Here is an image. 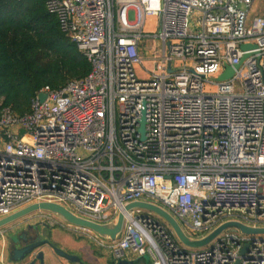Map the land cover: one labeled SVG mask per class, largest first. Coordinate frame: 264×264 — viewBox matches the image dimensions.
Returning <instances> with one entry per match:
<instances>
[{"label":"built area","instance_id":"built-area-1","mask_svg":"<svg viewBox=\"0 0 264 264\" xmlns=\"http://www.w3.org/2000/svg\"><path fill=\"white\" fill-rule=\"evenodd\" d=\"M255 2L47 0L91 70L38 90L24 115L1 110L0 218L40 202L97 224L122 213L115 239L40 215L114 261L264 264V232L232 226L190 248L156 212L126 209L156 204L194 239L229 221L264 228V13L251 15ZM148 16L159 18L154 34L144 31ZM152 38L160 52L150 47L155 66L140 79L142 42ZM227 66L234 74L218 80Z\"/></svg>","mask_w":264,"mask_h":264},{"label":"trees","instance_id":"trees-1","mask_svg":"<svg viewBox=\"0 0 264 264\" xmlns=\"http://www.w3.org/2000/svg\"><path fill=\"white\" fill-rule=\"evenodd\" d=\"M47 0H0V113L24 115L44 86L84 78L91 64L62 31Z\"/></svg>","mask_w":264,"mask_h":264},{"label":"water","instance_id":"water-1","mask_svg":"<svg viewBox=\"0 0 264 264\" xmlns=\"http://www.w3.org/2000/svg\"><path fill=\"white\" fill-rule=\"evenodd\" d=\"M250 46H251L250 44H244L242 48L246 49ZM246 57L247 56H244L243 60ZM236 67H239V65H237ZM233 74H234V69L227 66V70L218 77V80L228 79ZM45 97L46 94L44 93L40 94V98L42 100H44ZM145 123H146V118L145 116H143L142 127H141L142 132L145 131ZM134 207H144L151 209L152 211L156 212L158 215L163 217L174 229L178 239L184 245L190 248H202L208 245L224 229L232 226L240 228L242 232L247 234L264 232V228L255 229L236 221H229L219 226L216 230L211 232L206 237L200 239H194L191 238L182 229V227L177 222V220L162 207L149 202L139 201L129 204L128 206H126V209H132ZM36 211H48L54 213L69 223L90 228L104 238L115 239L121 233L124 224V215L122 213L118 215V218L115 222L109 224H97L92 221L76 216L68 208H66L61 204L53 203V202H40V203L30 204L13 212L8 216L0 218V230ZM42 237L43 234L40 233L36 225L30 226L27 231H25V228H23L22 230L11 233L9 235V241H8V248L11 249V257H10L11 260L20 264H46L44 251L40 250V248L43 247L44 245H48L54 250L55 254H57L58 256L66 258L72 263L81 262V259L78 256L66 252L65 250L51 243L48 238L43 239ZM245 250L246 247L243 249L242 253H244ZM136 262L137 260L124 259V260L114 261L113 264H135ZM235 264H239V261H237Z\"/></svg>","mask_w":264,"mask_h":264},{"label":"crops","instance_id":"crops-1","mask_svg":"<svg viewBox=\"0 0 264 264\" xmlns=\"http://www.w3.org/2000/svg\"><path fill=\"white\" fill-rule=\"evenodd\" d=\"M44 222L47 223L49 227L44 225ZM30 224L39 226L38 228L40 229V231L43 228V230L47 234V238L51 243L70 254L78 256L82 261L86 263L106 264L105 260H107L109 256L111 257L109 253L104 254L97 251L96 249L90 251L87 249V246L81 244L80 240H74L69 236L60 234L59 232H57V230H54L56 226H51L45 219H43V217L39 213H35L25 216L0 230V264H20L12 261L10 258L11 249L8 248L9 235L13 232H17L19 230H22L23 228H26ZM40 250L44 251L46 264H80L79 262L72 263L66 258L58 256L48 245H44L40 248ZM141 259L142 258H137L135 256H129L127 260H137L135 264H144L141 263Z\"/></svg>","mask_w":264,"mask_h":264},{"label":"rangeland","instance_id":"rangeland-1","mask_svg":"<svg viewBox=\"0 0 264 264\" xmlns=\"http://www.w3.org/2000/svg\"><path fill=\"white\" fill-rule=\"evenodd\" d=\"M256 12L264 13V0H256L255 4L253 5V10L251 12V15L255 14ZM132 16H133V12H130V17ZM158 30H159V18L155 16H148L146 19L145 27H144L145 33L154 34L158 32ZM158 41L159 40L157 38L155 39L152 38L148 41L143 40L142 42L141 53L143 55L144 61L141 65L136 66V72L140 79H147L148 73L146 72V70L147 69L153 70V67L155 66L154 62H151V60L149 59V57L153 55V52H154L152 51L150 47L152 48L155 47L156 48L155 51L160 52V43ZM35 213L41 214V211H36L29 215H32ZM54 230H57V232H59L60 234L69 236L70 238L74 240H80L81 244H83L84 246H87V249L90 251L96 249L99 252L108 254L106 249L98 247L92 239L86 237L84 234H80L74 230H69V229L67 230L66 228L58 226V225H56ZM141 261H142L141 263L147 264L150 261V255L149 254L145 255L141 259Z\"/></svg>","mask_w":264,"mask_h":264},{"label":"flooded vegetation","instance_id":"flooded-vegetation-1","mask_svg":"<svg viewBox=\"0 0 264 264\" xmlns=\"http://www.w3.org/2000/svg\"><path fill=\"white\" fill-rule=\"evenodd\" d=\"M44 225H46L47 227H49V225L47 224V223H45L44 222ZM30 226H34L33 224H30V225H28L26 228H25V231H27L28 229H29V227ZM37 227H39V226H37ZM39 229V228H38ZM39 231H40V229H39ZM40 233L41 234H43V239H45V238H47V234H46V232L43 230V228H42V230L40 231ZM113 260H112V258L109 256L108 258H107V260H105V263L106 264H113ZM80 264H89V263H86V262H84V261H82L81 260V262H80Z\"/></svg>","mask_w":264,"mask_h":264}]
</instances>
